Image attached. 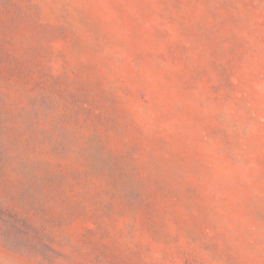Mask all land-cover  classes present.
Instances as JSON below:
<instances>
[{
  "label": "rangeland",
  "instance_id": "obj_1",
  "mask_svg": "<svg viewBox=\"0 0 264 264\" xmlns=\"http://www.w3.org/2000/svg\"><path fill=\"white\" fill-rule=\"evenodd\" d=\"M0 264H264V0H0Z\"/></svg>",
  "mask_w": 264,
  "mask_h": 264
}]
</instances>
